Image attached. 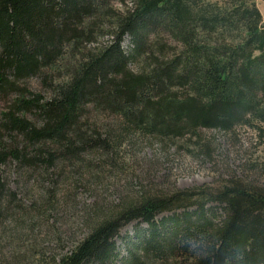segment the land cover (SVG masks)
Listing matches in <instances>:
<instances>
[{"label":"trees","instance_id":"16d2710c","mask_svg":"<svg viewBox=\"0 0 264 264\" xmlns=\"http://www.w3.org/2000/svg\"><path fill=\"white\" fill-rule=\"evenodd\" d=\"M259 22L252 0H0V101L7 103L0 111V165L54 167L61 158L110 151L125 135L186 139L203 130L259 129L253 124L264 118ZM103 30L112 40L90 49ZM227 32L248 43L228 48ZM65 49L78 59L76 67L67 82L51 84L44 71ZM138 63L143 69L134 72ZM35 77L51 98L21 87ZM153 85L163 96L156 97ZM167 85L177 93H165ZM90 108L114 117L118 130L100 134L85 120ZM4 190L0 185V214ZM193 197L177 196L172 209L171 199H152L128 214L101 212L98 231L64 264L96 263L101 242L113 245L125 215L151 227L137 246L149 258L193 249L201 254L198 264H232V256L239 264H264L263 188L228 180L207 192L196 212L155 227L158 215L191 208ZM212 204L223 208L219 223L206 210Z\"/></svg>","mask_w":264,"mask_h":264},{"label":"rangeland","instance_id":"374dc122","mask_svg":"<svg viewBox=\"0 0 264 264\" xmlns=\"http://www.w3.org/2000/svg\"><path fill=\"white\" fill-rule=\"evenodd\" d=\"M252 2L260 14L258 26L262 29L264 0ZM106 32L96 33L99 44L89 48L109 44L112 38ZM239 36L227 32L225 45L231 49L245 46L248 37ZM129 48L130 40L126 38L123 49ZM77 61L70 49H65L52 69L44 72L52 77L51 84L65 83ZM131 69L139 72L143 66L138 63ZM21 87L47 99L52 97L51 89L39 77L22 82ZM157 89L153 85L156 97L163 96ZM168 92L177 93L167 85L165 93ZM6 108L7 103L0 101V111ZM113 118L98 115L90 108L85 120L89 119L104 136L109 129L118 130L119 124ZM253 124L259 129L243 126L230 133L203 130L186 139L125 135L110 151L90 150L61 158L48 168L23 169L11 161L0 165V185L5 189L1 195L0 264H64L98 231L103 211L116 217L138 210L152 199H171L166 205L172 209L177 196H195L191 208L158 215L155 227H159L174 217L182 218L186 212H196L201 198L222 188L228 180L264 189V118ZM205 207L217 215L216 223L223 219L222 207ZM124 217L113 245L101 242L94 264L109 254L108 264H198L201 254L193 249L149 258L137 246L149 239L151 227ZM162 233L157 237L164 240L166 233ZM232 257V264H239L237 257Z\"/></svg>","mask_w":264,"mask_h":264}]
</instances>
